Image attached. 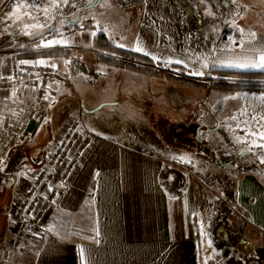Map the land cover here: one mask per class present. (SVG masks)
Segmentation results:
<instances>
[{
  "label": "crops",
  "instance_id": "0c3cea01",
  "mask_svg": "<svg viewBox=\"0 0 264 264\" xmlns=\"http://www.w3.org/2000/svg\"><path fill=\"white\" fill-rule=\"evenodd\" d=\"M88 1L0 0V47L10 42L24 44L50 29L71 25L69 22L78 20L79 16L88 18L80 9ZM35 3L41 7L33 6ZM21 4L27 7L18 8ZM99 34L106 33H74L59 41L72 50L70 56L81 52L94 58L93 40ZM105 36L111 40L109 35ZM139 49L141 51L137 52L149 55L146 49ZM262 54L264 35L257 33L246 41L230 42L221 47L212 65L216 70L264 72L258 68L227 66L258 63ZM60 59H28V62L57 64L60 68L59 81L45 108L37 106L31 87L22 88L19 94L0 92V180L13 179L14 198L30 187L32 173L46 164L51 149L44 158L40 157L37 165L29 164V158H34V142L45 109L62 97L63 86L68 81ZM94 60L86 56L83 62L97 65L99 70L112 69L116 75L127 72L140 85L149 83L150 79L143 74L107 68ZM10 74V57H1L0 77ZM200 78L194 79L200 81ZM97 104L88 106L83 101V107L91 108L92 113L98 110ZM78 116L81 110L75 107L56 137L69 120ZM94 135L93 146L71 180L62 186L61 198L43 224L42 236L27 242L24 264H236L235 260L242 257L236 255L237 247L249 261L257 258L256 253H261L259 259H264V183L253 169V163L240 164L237 168L234 202H228L223 195L211 205L199 202L201 193H197L191 176L184 171L185 166L178 165L193 161L207 163L202 158L204 151L197 155L193 144L181 142L175 147L167 146L169 151L166 146L158 151L128 129L118 133L105 127L102 134ZM164 171L166 181L161 178ZM219 209L232 212L234 219L226 225L227 234L232 240L241 239L240 243L226 244L228 247L220 245V241L212 243V220ZM9 222L7 230L11 231L13 239L15 225L11 212Z\"/></svg>",
  "mask_w": 264,
  "mask_h": 264
},
{
  "label": "rangeland",
  "instance_id": "374dc122",
  "mask_svg": "<svg viewBox=\"0 0 264 264\" xmlns=\"http://www.w3.org/2000/svg\"><path fill=\"white\" fill-rule=\"evenodd\" d=\"M95 2L89 0L87 9L86 5L80 8L88 18H78L96 23L98 29L95 33L102 31L125 48L142 47L160 61L163 71H171L181 77H201V82L208 80L206 76L213 68V57L221 47L230 42L246 41L253 34L264 35V0ZM33 6L41 7L39 3ZM36 39L34 36L31 41ZM58 44L62 45L52 46ZM12 45L21 44H8ZM31 48L41 50L50 47ZM86 56L94 60L91 55L81 52L59 60L65 67L68 81L63 86L62 97L45 109L41 129L34 142V158H29L30 165H37L40 157L44 158L69 113L78 107L84 125L95 134H102L105 127L118 133L128 129L158 151L165 146L169 151L167 146L175 147L181 142L193 144L197 155L204 151L202 158L206 164L196 161L178 164L185 166L184 171L191 176L197 193H201V203L215 204L218 196L223 195L233 203L240 164L253 163V169L264 182V93H219L209 85L187 86L165 76L154 81L148 78L147 82L158 85L155 89L148 86L149 83L146 86L136 83L127 72L116 75L112 69L100 71L97 65L83 62ZM55 66L60 72L59 66ZM64 99L67 100L64 102ZM83 101L88 106L101 102L95 106L98 110L92 113L91 108L83 107ZM58 103L62 104L58 106ZM165 171L161 177L163 181L167 179ZM3 189L7 191L8 199H12L8 182ZM6 215L3 223L4 212L0 211V264H5L2 253L12 240V233L7 230L9 213ZM232 219L230 210H218L212 220V243L220 241L224 247L229 243H240L241 239L232 240V236L227 234L226 225ZM235 253L242 256L235 260L236 264H264V259H259L261 253L254 254L257 258L250 261L239 247Z\"/></svg>",
  "mask_w": 264,
  "mask_h": 264
},
{
  "label": "built area",
  "instance_id": "2783aa9c",
  "mask_svg": "<svg viewBox=\"0 0 264 264\" xmlns=\"http://www.w3.org/2000/svg\"><path fill=\"white\" fill-rule=\"evenodd\" d=\"M97 29L96 23L78 19L67 27L48 30L36 40L29 41L30 43L0 47V58L9 56L11 62V74L0 77V92L19 94L22 88L31 87L36 94L37 106L45 108L49 95L59 81L60 72L52 63L28 62V59H22L20 55L36 51L37 49L31 48L33 46H43L49 41L62 40L70 34L94 32ZM54 48L64 46L58 44L47 49ZM94 140V133L84 125L81 116L69 120L64 130L55 138L46 164L34 170L30 187L13 200L11 216L15 234L2 253L5 264H22L27 242L42 236L43 224L56 208L61 198L62 186L71 180Z\"/></svg>",
  "mask_w": 264,
  "mask_h": 264
},
{
  "label": "trees",
  "instance_id": "16d2710c",
  "mask_svg": "<svg viewBox=\"0 0 264 264\" xmlns=\"http://www.w3.org/2000/svg\"><path fill=\"white\" fill-rule=\"evenodd\" d=\"M92 49L95 52L94 58L97 64L107 68L130 70L137 74H143L152 81L165 76L168 80L178 81L187 86L201 87L209 85L212 89L219 93H264V72L226 71L211 68L208 73L209 76H206V78L210 77L211 82H209V78L206 82H201L191 77L176 76L171 71H163L161 69L162 65L159 63L160 61L156 58L118 46L115 42L109 40L104 34L95 36ZM71 54L72 50L64 47L36 50L26 54H21L20 58L57 59L69 57ZM150 84L151 87H154L153 84L156 83L152 82ZM200 138L202 139V137ZM7 182L10 185L11 193L13 195V179L7 178L0 180V211L2 210L4 212L3 223L6 220L5 218H7L6 214L11 212V206L14 200V196L12 199H8L9 196H7V191L3 189L5 185H7ZM1 221L2 219L0 222Z\"/></svg>",
  "mask_w": 264,
  "mask_h": 264
},
{
  "label": "snow or ice",
  "instance_id": "6c2138e0",
  "mask_svg": "<svg viewBox=\"0 0 264 264\" xmlns=\"http://www.w3.org/2000/svg\"><path fill=\"white\" fill-rule=\"evenodd\" d=\"M27 7V5L21 4L18 6V8H24ZM47 10H45L46 12ZM19 19V17H16ZM32 27H43V25H33ZM242 31V30H241ZM61 43V41H49L48 44L43 45L44 47H50L53 44ZM137 51H141V49L137 48ZM179 62V61H177ZM23 63V62H22ZM40 63H44L43 61H40ZM228 67H236V68H243V69H262L264 70V54L259 56V62H246V63H235V64H228ZM202 75V73H200ZM81 256L83 257V252L81 251Z\"/></svg>",
  "mask_w": 264,
  "mask_h": 264
},
{
  "label": "water",
  "instance_id": "95a60500",
  "mask_svg": "<svg viewBox=\"0 0 264 264\" xmlns=\"http://www.w3.org/2000/svg\"><path fill=\"white\" fill-rule=\"evenodd\" d=\"M98 2H99V0H96V2L94 3V4H98ZM90 6V4L89 5H87L86 7H89ZM77 22V20H75V21H73V22H69L70 24H74V23H76ZM209 78V82H211V79H210V77H208Z\"/></svg>",
  "mask_w": 264,
  "mask_h": 264
}]
</instances>
